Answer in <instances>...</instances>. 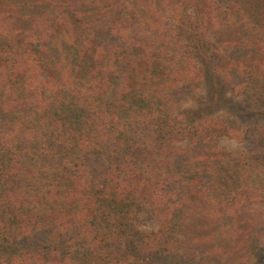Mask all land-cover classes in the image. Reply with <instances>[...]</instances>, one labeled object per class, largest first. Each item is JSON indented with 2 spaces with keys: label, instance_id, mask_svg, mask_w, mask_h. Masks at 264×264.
<instances>
[{
  "label": "trees",
  "instance_id": "trees-1",
  "mask_svg": "<svg viewBox=\"0 0 264 264\" xmlns=\"http://www.w3.org/2000/svg\"><path fill=\"white\" fill-rule=\"evenodd\" d=\"M263 81L264 0H0V264H264L261 147L216 145L260 109L182 110Z\"/></svg>",
  "mask_w": 264,
  "mask_h": 264
},
{
  "label": "rangeland",
  "instance_id": "rangeland-1",
  "mask_svg": "<svg viewBox=\"0 0 264 264\" xmlns=\"http://www.w3.org/2000/svg\"><path fill=\"white\" fill-rule=\"evenodd\" d=\"M231 83L238 82V80H230ZM264 83V81L262 82ZM212 91H214L211 85L203 83L202 87L197 91L198 100L192 101L189 100L186 102L182 110H189V111H203L202 113L205 114H213L214 117H221L225 115V117L230 121L232 119V107L233 105H238L246 108V111L252 113V109H260L261 114L255 118H245L244 120L241 118H237L234 120V125H238L239 133L237 136H231L229 138H222L217 141L216 145L219 149L223 150L226 153H234V152H243L248 153L256 147H261L260 151L257 152L260 161V181L258 182V191H257V199L254 200L251 204H247L241 207L242 211L239 215L236 213L235 218L238 221H242V224L248 223L250 219H253L258 215L260 218V225L256 229V238L258 240L257 251L256 253L259 254L262 258H264V102L257 103L255 105L253 101V97L249 93L247 96H235L238 93V89H235V95L231 92L230 88L226 89L225 91L221 89L216 90V96H212ZM210 97L213 99V105L209 103ZM227 101V102H225ZM211 106V107H209ZM209 111V112H207ZM260 131L256 133V131ZM216 208H219V206ZM223 207H220V209ZM229 219H226L228 221ZM140 227L144 231H150L154 229L155 222L149 215L145 216L144 213L140 214ZM181 230H183L184 226L190 224L188 220H176ZM234 219H232L231 223L234 224ZM229 223V222H228ZM187 236L183 235L180 239L185 240ZM185 247L181 254L182 260L180 261L177 257V261H180L182 264H202L203 260H206L208 264H224L216 257L210 254L207 247H202L198 243L193 245H184ZM250 249H254L252 243L250 245ZM256 249V248H255ZM192 251L194 253V259L189 258L186 254L187 251ZM82 254V253H81ZM81 257V256H80ZM79 257V258H80ZM79 259H77L78 261ZM160 263L163 264H173L174 259L171 257H161Z\"/></svg>",
  "mask_w": 264,
  "mask_h": 264
}]
</instances>
